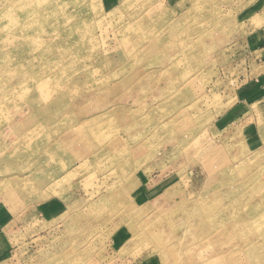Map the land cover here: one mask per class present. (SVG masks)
Here are the masks:
<instances>
[{
	"label": "rangeland",
	"instance_id": "rangeland-1",
	"mask_svg": "<svg viewBox=\"0 0 264 264\" xmlns=\"http://www.w3.org/2000/svg\"><path fill=\"white\" fill-rule=\"evenodd\" d=\"M262 23L264 0H0V264H264Z\"/></svg>",
	"mask_w": 264,
	"mask_h": 264
},
{
	"label": "crops",
	"instance_id": "crops-1",
	"mask_svg": "<svg viewBox=\"0 0 264 264\" xmlns=\"http://www.w3.org/2000/svg\"><path fill=\"white\" fill-rule=\"evenodd\" d=\"M257 16H259V13H257ZM256 19L258 20V18ZM258 25L259 28L251 35L254 42L250 43L251 50L249 52L253 59L254 71L251 68L250 72L244 75L246 77L241 84L245 95L241 98H246L251 103L261 104L264 112V23ZM240 94H242L241 91Z\"/></svg>",
	"mask_w": 264,
	"mask_h": 264
}]
</instances>
